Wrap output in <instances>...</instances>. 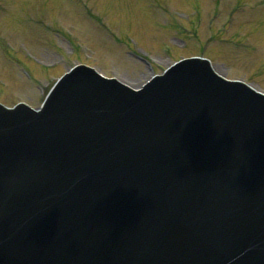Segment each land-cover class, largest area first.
<instances>
[{
	"label": "water",
	"instance_id": "95a60500",
	"mask_svg": "<svg viewBox=\"0 0 264 264\" xmlns=\"http://www.w3.org/2000/svg\"><path fill=\"white\" fill-rule=\"evenodd\" d=\"M197 60L170 70L151 94L150 88L138 94L157 103L161 98L163 104L178 97L162 124L182 120L190 130L159 148L142 145L133 152L117 146L96 165L98 155H76L78 168L58 170L55 161L70 153L66 141L50 144L43 129L36 130L44 125L45 116L0 107V264H248L243 256H226L232 236L225 224L218 223L217 217L226 210L224 205L218 207L222 197L233 195L237 200L250 192L258 197L264 193V179L235 177V169H225L219 154L205 151L211 142L244 136L264 152V132L257 134L259 124L264 127V98L256 101L259 95L246 94L243 85L223 81L206 61ZM92 83L82 109L88 129L103 144L112 138V129L114 138H122L131 118L136 128L149 121L144 97L107 94L100 83ZM124 101L135 110L133 115L127 113ZM55 117L70 141L78 138L75 113ZM243 121L249 126L238 130ZM207 132L210 141L203 136ZM145 154L154 165L144 163ZM238 154L239 148H232L225 157L237 159ZM209 161L214 173L203 167ZM243 164L237 159L229 167ZM256 169L264 174V166ZM132 181L144 191L134 190ZM193 183L212 187L211 196L204 189L193 191ZM184 210L192 217L181 216ZM246 224L232 232L233 242L248 239L260 251L251 252L249 261L264 264V234L254 229L252 221ZM215 232L225 233L214 237Z\"/></svg>",
	"mask_w": 264,
	"mask_h": 264
},
{
	"label": "rangeland",
	"instance_id": "374dc122",
	"mask_svg": "<svg viewBox=\"0 0 264 264\" xmlns=\"http://www.w3.org/2000/svg\"><path fill=\"white\" fill-rule=\"evenodd\" d=\"M85 2L94 18L83 13L81 0H0L1 101L38 107L45 83L75 63L71 56L91 59L103 73L139 86L150 72L129 55L136 51L159 59L156 72L181 56L204 52L225 76L264 90V0ZM58 36L69 39L72 51ZM53 63L60 66L44 65Z\"/></svg>",
	"mask_w": 264,
	"mask_h": 264
},
{
	"label": "bare ground",
	"instance_id": "6f19581e",
	"mask_svg": "<svg viewBox=\"0 0 264 264\" xmlns=\"http://www.w3.org/2000/svg\"><path fill=\"white\" fill-rule=\"evenodd\" d=\"M216 52H218L220 54V52L218 50H216Z\"/></svg>",
	"mask_w": 264,
	"mask_h": 264
}]
</instances>
